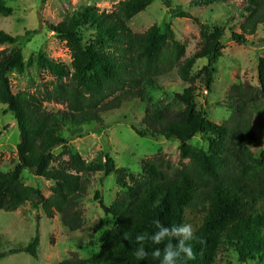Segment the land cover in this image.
Returning <instances> with one entry per match:
<instances>
[{
    "label": "trees",
    "instance_id": "trees-1",
    "mask_svg": "<svg viewBox=\"0 0 264 264\" xmlns=\"http://www.w3.org/2000/svg\"><path fill=\"white\" fill-rule=\"evenodd\" d=\"M157 0H124L113 12L100 11L95 5L81 6L56 26H48L65 43L71 58L69 65L55 61L38 51L24 58L16 37L0 31V105L12 114L19 132L17 162L11 172L0 171V211L12 212L26 204L40 209L51 219L59 216L61 225L70 231L82 226L78 208L90 185L89 177L115 173V163L105 156L104 165L85 161L68 147L61 137L65 126L77 130L84 125H102V115L116 112L123 103L150 100L157 91L160 68L173 70L188 87L176 98L192 104L196 88L192 70L199 60H206L201 84L210 92L215 66L222 57L225 37L219 26L207 29L199 20L181 12L179 18L192 19L199 28L202 43L189 59L179 64L173 31L153 26L136 34L128 24ZM227 0H192L189 7H210ZM243 3L239 33L231 40L250 45L249 38L264 26V0H240ZM7 0H0V17L11 16ZM252 42V41H251ZM252 45V44H251ZM254 46V45H253ZM35 70L54 78L51 88L41 96L28 92L14 94L10 77ZM257 86L234 85L229 101L234 110L228 121L214 124L203 110L168 111L146 107L144 132L139 136L162 137L178 144L181 164L185 167L172 177L160 170L163 163H145L146 176L133 185L120 182L122 193L106 208L113 220L111 229L99 236L101 250L88 260L70 258L57 264H160L152 252L163 249L147 239L157 231L154 221L166 226L191 224L195 229L193 244L196 259L188 264H214L218 253L232 250L242 263L264 260V150L255 155L248 143L256 141L252 121L264 115V58L257 59ZM62 106L53 113L44 104ZM203 102V107L206 105ZM200 136L207 149L190 145ZM57 148L60 149L56 153ZM66 158V159H64ZM28 171L36 178L53 184L44 198L39 187L26 186L21 174ZM96 200H99L97 197ZM146 239L137 242V235ZM127 237V239H125ZM167 243V241L165 242ZM143 245L148 253L144 261L135 258ZM39 238L10 254L25 253L36 257Z\"/></svg>",
    "mask_w": 264,
    "mask_h": 264
},
{
    "label": "rangeland",
    "instance_id": "rangeland-1",
    "mask_svg": "<svg viewBox=\"0 0 264 264\" xmlns=\"http://www.w3.org/2000/svg\"><path fill=\"white\" fill-rule=\"evenodd\" d=\"M124 0H7V6L13 10L11 16L0 17V31L18 39L22 45L25 60L30 54L42 51L55 61L69 65V51L65 43L59 41L48 30L56 26L67 15L81 6L95 5L100 11L113 12ZM192 0H157L144 12L134 17L128 24L133 33L142 34L155 26L161 31L169 27L173 31L176 45V58L179 64L189 59L196 52L202 39L199 28L192 19L179 18L181 12L199 20L207 29L219 26L224 29V50L217 61L210 92L204 91L201 81L202 69L206 60H199L193 67L192 78L196 88V97L192 104L178 101L188 87L177 75L178 67L173 70L160 68L157 79V91H150V100L143 103L138 99L125 102L115 112L102 115V125H84L77 130L65 126L61 137L69 148L90 163L104 165L105 156L109 155L115 163V173L105 176L103 173L89 177L90 185L85 197L78 203L82 212V226L70 231L65 229L58 215L48 219L38 208L26 204L12 212L0 211V264H57L70 258L88 260L97 256L101 250L99 236L113 226V220L104 213L99 202L108 208L117 195L122 193L120 182L133 185L143 180L146 172L145 163L162 162L160 170L172 177L186 165L181 164L178 144L162 137L139 136L145 128L143 118L146 107L182 111L200 110L206 119L214 124H223L233 113L234 103L229 101L234 85L248 84L257 86V59L264 58V26L260 27L250 45L239 46L231 40L232 33H239L243 22L241 13L243 3L240 0H227L210 7H194ZM254 45V46H253ZM11 47L0 46V51ZM54 78L45 72L31 70L24 75L10 77V86L14 94L28 92L41 96L51 88ZM203 102L207 104L203 107ZM46 111L57 112L62 106L44 104ZM255 142H249L248 150L255 155L264 150V115H254L252 121ZM19 132L14 117L6 106L0 105V171L7 173L14 169L17 162V144ZM190 145L207 149L206 142L196 136ZM56 153L60 151L57 148ZM66 159V158H64ZM23 183L30 187H39L44 198L50 196L51 182L36 178L28 171L21 174ZM99 200H96V198ZM264 207V199L261 202ZM35 237L39 238L36 257L25 253L10 254L16 248L25 247ZM214 264H258L242 263L230 249H222ZM261 264H264V260Z\"/></svg>",
    "mask_w": 264,
    "mask_h": 264
},
{
    "label": "clouds",
    "instance_id": "clouds-1",
    "mask_svg": "<svg viewBox=\"0 0 264 264\" xmlns=\"http://www.w3.org/2000/svg\"><path fill=\"white\" fill-rule=\"evenodd\" d=\"M157 231L150 234L147 239L155 245L165 244L164 248L157 247L152 255L160 259V264H188L196 259L193 244L196 240L195 229L191 224L166 226L160 220L154 221ZM127 239V237H125ZM143 234L137 235V242L145 241ZM167 241V243H165ZM148 256L141 244L136 250L135 258L144 261Z\"/></svg>",
    "mask_w": 264,
    "mask_h": 264
}]
</instances>
